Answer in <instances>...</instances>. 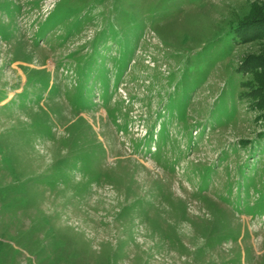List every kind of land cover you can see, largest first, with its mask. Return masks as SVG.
Returning <instances> with one entry per match:
<instances>
[{
    "label": "rangeland",
    "instance_id": "1",
    "mask_svg": "<svg viewBox=\"0 0 264 264\" xmlns=\"http://www.w3.org/2000/svg\"><path fill=\"white\" fill-rule=\"evenodd\" d=\"M0 264H264V0H0Z\"/></svg>",
    "mask_w": 264,
    "mask_h": 264
}]
</instances>
